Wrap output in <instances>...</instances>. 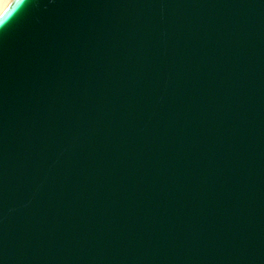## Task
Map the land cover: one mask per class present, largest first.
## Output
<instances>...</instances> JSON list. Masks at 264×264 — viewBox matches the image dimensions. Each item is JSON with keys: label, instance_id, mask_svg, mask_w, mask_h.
<instances>
[{"label": "water", "instance_id": "obj_1", "mask_svg": "<svg viewBox=\"0 0 264 264\" xmlns=\"http://www.w3.org/2000/svg\"><path fill=\"white\" fill-rule=\"evenodd\" d=\"M26 3L0 14V264H264V0Z\"/></svg>", "mask_w": 264, "mask_h": 264}, {"label": "bare ground", "instance_id": "obj_2", "mask_svg": "<svg viewBox=\"0 0 264 264\" xmlns=\"http://www.w3.org/2000/svg\"><path fill=\"white\" fill-rule=\"evenodd\" d=\"M11 1L12 0H0V14L5 10Z\"/></svg>", "mask_w": 264, "mask_h": 264}, {"label": "clouds", "instance_id": "obj_3", "mask_svg": "<svg viewBox=\"0 0 264 264\" xmlns=\"http://www.w3.org/2000/svg\"><path fill=\"white\" fill-rule=\"evenodd\" d=\"M27 4H28V0H27V3H26V6H27Z\"/></svg>", "mask_w": 264, "mask_h": 264}]
</instances>
